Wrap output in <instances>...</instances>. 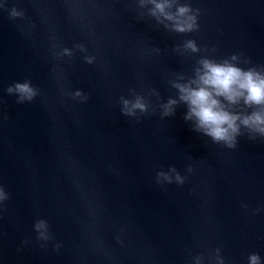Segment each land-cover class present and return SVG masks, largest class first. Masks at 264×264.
<instances>
[{"label": "water", "instance_id": "water-1", "mask_svg": "<svg viewBox=\"0 0 264 264\" xmlns=\"http://www.w3.org/2000/svg\"><path fill=\"white\" fill-rule=\"evenodd\" d=\"M181 2L200 9L198 32L164 29L138 0H7L23 19L0 9V264H210L216 248L225 264H264V139L228 149L194 132L183 104L166 118L158 107L201 55L264 65V0ZM186 39L209 51H174ZM65 47L73 57H54ZM26 79L39 94L18 104L6 89ZM151 89L139 121L121 113V96ZM169 166L183 185L156 182Z\"/></svg>", "mask_w": 264, "mask_h": 264}, {"label": "clouds", "instance_id": "clouds-1", "mask_svg": "<svg viewBox=\"0 0 264 264\" xmlns=\"http://www.w3.org/2000/svg\"><path fill=\"white\" fill-rule=\"evenodd\" d=\"M6 3L7 0L0 3V9H5ZM138 6L147 8V15L170 32L186 34L200 30L198 22L200 9L193 8L188 2L138 0ZM7 11L9 19L25 17V12L15 6ZM74 47L81 52L88 51L84 44H75ZM154 51L158 54L161 49L154 48ZM174 51L180 54H196L209 50L198 46L195 39H186L181 45H177ZM212 51L214 52L215 49ZM53 55L60 59L63 56L71 58L74 52L65 47L62 54L53 53ZM84 60L92 64L95 57L85 55ZM242 64H251L250 59L242 58V54H232L219 60L209 55H201L196 60L191 76L174 73V78L168 80L171 88L176 90V96L169 97L166 102L158 105L161 109V118L174 116L176 108L183 104L187 109L183 119L191 122L194 132L209 137L215 144H223L228 149H235L238 146V137L245 134L250 140L258 137L264 139V65L241 67ZM6 92L15 95L16 103L22 104L33 101L39 94V89L26 79L24 82L9 85ZM130 92L131 99L120 97L121 113L139 121L140 116L147 114L152 106L146 95H155L159 99V93L155 89H151L146 94L137 93L135 90ZM71 98L81 102L89 99L88 95L80 90L71 93ZM187 171L192 172L191 165L187 167ZM186 179L187 177L182 176L174 166H169L167 171L161 170L156 173L158 184H171L175 181L177 185H183ZM8 198V193L3 186H0V203ZM242 206L247 208V205ZM34 229L38 233V240L48 241L51 238L49 225L45 220H37ZM221 251V248L214 250L210 264H225ZM247 259L248 264H262L258 253H250ZM194 264H204V257L201 255L194 257Z\"/></svg>", "mask_w": 264, "mask_h": 264}]
</instances>
